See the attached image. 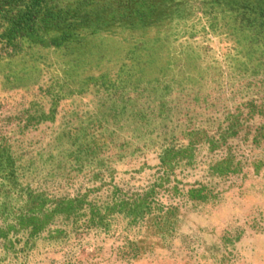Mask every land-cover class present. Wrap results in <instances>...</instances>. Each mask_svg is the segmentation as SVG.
<instances>
[{"label":"rangeland","instance_id":"374dc122","mask_svg":"<svg viewBox=\"0 0 264 264\" xmlns=\"http://www.w3.org/2000/svg\"><path fill=\"white\" fill-rule=\"evenodd\" d=\"M188 1L185 20L80 36L98 56L1 51L0 145L20 190L0 196V264H264V28ZM165 147L188 150L169 169ZM146 197L136 224L113 208ZM26 213L38 233L16 226Z\"/></svg>","mask_w":264,"mask_h":264},{"label":"trees","instance_id":"16d2710c","mask_svg":"<svg viewBox=\"0 0 264 264\" xmlns=\"http://www.w3.org/2000/svg\"><path fill=\"white\" fill-rule=\"evenodd\" d=\"M199 3L210 9L220 4L230 11H239V16H243L241 20L244 22V26L241 25L243 29L255 28L254 23L264 28V0H202ZM189 6L188 0H0V53L3 49L6 51L11 49V53L8 54L11 57L20 52L26 44L28 48L69 47L70 52L76 49L78 53L82 51L89 53L90 57L98 56L100 47L98 45L88 47L84 38L80 36L87 32L91 36L97 35L109 31L115 25L124 31L143 29L163 19L185 20ZM256 32L260 35L262 30ZM262 38L264 42L263 33ZM187 150L163 148L160 155L161 165L173 168L182 160L178 156ZM17 169L16 161L8 148L0 145V196L3 194L7 197L11 190L16 191L17 188L20 190ZM199 192L191 191V197ZM146 200L147 197L128 203L119 200L113 208L125 212L129 224H136L150 212ZM62 203L70 210H74L73 206L76 204ZM62 203H56L54 210L58 211L63 207ZM9 205V200L0 202V215L9 212L7 211L11 208ZM29 205H32L31 209L40 210L39 208L44 206L43 197L28 193L23 207ZM34 214L16 215V226H22L24 229L29 227L33 234L38 233L45 220ZM96 217L92 215L89 221L95 224L102 222V216ZM8 232L0 228V238L5 239ZM136 250L133 247L129 248L132 257L136 256Z\"/></svg>","mask_w":264,"mask_h":264}]
</instances>
